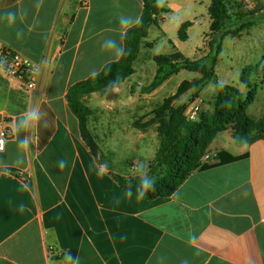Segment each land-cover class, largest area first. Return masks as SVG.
<instances>
[{
    "label": "crops",
    "instance_id": "1",
    "mask_svg": "<svg viewBox=\"0 0 264 264\" xmlns=\"http://www.w3.org/2000/svg\"><path fill=\"white\" fill-rule=\"evenodd\" d=\"M158 4L166 11L142 46L151 49L156 26L181 53L196 35L197 51L211 32L210 1ZM143 7L142 0H0V40L38 69L32 91L0 70V127L9 133L0 151V264H264V140L219 149L247 158L196 171L172 196L146 200L129 196L117 177L131 175L101 156L116 153L121 134L137 149L127 134L143 131L110 130L101 147L89 119L97 156L81 137L67 94L121 59ZM185 22L192 25L183 42ZM102 92L84 98L91 111ZM33 111L39 120L22 127Z\"/></svg>",
    "mask_w": 264,
    "mask_h": 264
},
{
    "label": "trees",
    "instance_id": "2",
    "mask_svg": "<svg viewBox=\"0 0 264 264\" xmlns=\"http://www.w3.org/2000/svg\"><path fill=\"white\" fill-rule=\"evenodd\" d=\"M144 7L139 23L131 28L125 36V49L121 59L106 65L103 70L72 86L67 94V101L72 113L77 117L83 141L91 152L97 156L99 145L93 136L88 120L92 111L84 102L88 95L102 92L112 85H120L130 78L135 70L137 59L143 41L148 37L150 27L158 24V17L166 9L158 4V0H142ZM209 16L211 18L209 51L199 60L186 57L179 50L175 53L162 54L154 57L157 72L149 91H154L172 76L181 71L195 72L200 78L183 81L176 94L164 100L163 104L154 111L157 120L158 135L161 139L159 164L164 167V174L153 181L154 190H148L141 196V178L117 177L124 189H129L137 197L153 200L159 197L172 196L180 186L196 171H205L231 162L247 158V154L231 155L228 151L220 150L215 161L203 163V158L211 153V146L219 134L233 128V138L237 144L250 145L258 140H264V121L255 122L246 110L247 101L244 94L236 87L215 83L217 89L216 103L212 114L200 113L199 120L191 122L186 117L187 105H175L176 101L188 93L194 92V97L212 81L223 44L227 36L237 35L255 24V17L264 12V0H258L254 10H242V4L237 3L241 10L236 15L240 26L228 25L230 19L229 4L237 0H209ZM191 22H185L179 29V39L187 41L188 29ZM243 82L249 88H255L244 76ZM250 100L254 99L255 91ZM257 134L253 135V131Z\"/></svg>",
    "mask_w": 264,
    "mask_h": 264
},
{
    "label": "rangeland",
    "instance_id": "3",
    "mask_svg": "<svg viewBox=\"0 0 264 264\" xmlns=\"http://www.w3.org/2000/svg\"><path fill=\"white\" fill-rule=\"evenodd\" d=\"M237 3L242 4V10L245 11H254L258 7V0L230 2L228 25L235 27L241 24L236 17L241 11ZM159 19L158 17V22ZM210 33L197 47V51L195 50L197 37L193 35L192 41L185 44L182 53L192 60H199L207 55ZM150 39L154 40L151 49L142 45L140 47L134 63L135 74L126 80L130 83L128 87L122 91L114 92L112 89L117 85H112L110 90L102 92L99 100L93 106L89 119H91V126L98 136L101 147L105 146V142L108 140L106 132L110 130L115 132L132 129L143 131L142 138H139V134H127L130 141L137 142V149L130 142H126L125 136L121 134L113 138V144L117 146L116 153L113 155L102 153L101 156L104 162L114 166L113 168L117 171L130 174V178H142L146 174L151 181H154L160 178L165 171L158 162L161 139L158 135L159 124L155 119L154 111L163 104L166 98L176 94L183 81H191L200 78L201 75L184 70L172 76L156 90L149 91L158 69L154 61L155 55L176 52L156 26ZM215 75L216 77L196 97H194L193 91H189L181 96L175 105L186 104L189 108L196 104L200 107V113L212 114L217 96L215 83L219 82L238 88L247 101V114L257 123L264 121V12L255 17V24L251 28L237 35L226 37L223 51L215 67ZM243 76L251 84L256 85L255 88L247 87L245 81L242 80ZM1 81H5V79L1 78ZM254 91L256 95L253 100H250ZM107 100H110L109 103L112 104L105 105L104 101ZM252 134H257L256 130ZM234 142L233 128L230 127L218 135L211 146L210 154L215 155L219 149L227 147L229 144L233 145Z\"/></svg>",
    "mask_w": 264,
    "mask_h": 264
},
{
    "label": "built area",
    "instance_id": "4",
    "mask_svg": "<svg viewBox=\"0 0 264 264\" xmlns=\"http://www.w3.org/2000/svg\"><path fill=\"white\" fill-rule=\"evenodd\" d=\"M0 70L7 76L17 80L29 91L36 88L38 69L37 66L20 53L12 50L0 40ZM186 117L191 122H196L200 117V107L191 105L186 111ZM9 138V133L3 127H0V140L4 141V148ZM2 150V151H3ZM215 155L207 154L203 158V163L214 162ZM52 254V252H50Z\"/></svg>",
    "mask_w": 264,
    "mask_h": 264
},
{
    "label": "clouds",
    "instance_id": "5",
    "mask_svg": "<svg viewBox=\"0 0 264 264\" xmlns=\"http://www.w3.org/2000/svg\"><path fill=\"white\" fill-rule=\"evenodd\" d=\"M10 16L12 14H9ZM14 18V17H13ZM121 24L124 25L126 23V19L125 18H121ZM108 46L109 47H112L114 46V42L112 41H109L108 42ZM39 120V113L38 112H31V113H28L25 118H24V121L22 123V127L24 128H27L29 127L30 125L34 126L35 123ZM24 145H26L28 143L27 139H25L23 142H22ZM4 148V141L3 140H0V151H2ZM148 190H154V187H153V181L150 180V178L145 174V176H143L141 178V196L145 195L146 192ZM127 193L128 195L130 196L131 195V190L130 188L127 189Z\"/></svg>",
    "mask_w": 264,
    "mask_h": 264
}]
</instances>
